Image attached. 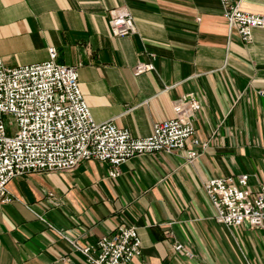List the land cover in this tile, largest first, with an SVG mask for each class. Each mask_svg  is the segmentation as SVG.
Here are the masks:
<instances>
[{"label":"crops","instance_id":"1","mask_svg":"<svg viewBox=\"0 0 264 264\" xmlns=\"http://www.w3.org/2000/svg\"><path fill=\"white\" fill-rule=\"evenodd\" d=\"M230 5L264 14V0H0V58L39 63L54 46L59 62L79 67L96 121L145 137L182 96L202 105L184 148L133 156L118 177L91 159L13 178L11 200L0 197V264H87L76 246L122 225L136 226L142 242L130 264H264V228L218 222L204 189L243 173L251 190L264 182V29L244 42ZM120 6L136 33L112 34L109 10ZM139 62L155 69L136 76Z\"/></svg>","mask_w":264,"mask_h":264},{"label":"built area","instance_id":"2","mask_svg":"<svg viewBox=\"0 0 264 264\" xmlns=\"http://www.w3.org/2000/svg\"><path fill=\"white\" fill-rule=\"evenodd\" d=\"M226 16L244 42L252 40L254 28L264 29V14L238 5H230ZM109 25L114 36L137 32L125 6L109 10ZM153 69V62H139L133 72L138 76ZM201 108L193 93L186 94L175 101L173 118L155 123L149 136H133L112 120L94 119L80 86L79 67L59 62L54 46L49 59L39 63L9 66L0 58V197L10 201L8 183L24 173L70 169L94 159L108 163V174L115 178L133 156L182 149L196 132L194 117ZM198 155L197 150L187 151L189 161ZM248 180L243 173L236 180L214 177L204 182L218 222L264 228V182L251 190ZM141 243L136 226L122 225L95 244L76 247L87 264H130L142 254ZM175 249L182 251V244Z\"/></svg>","mask_w":264,"mask_h":264},{"label":"rangeland","instance_id":"3","mask_svg":"<svg viewBox=\"0 0 264 264\" xmlns=\"http://www.w3.org/2000/svg\"><path fill=\"white\" fill-rule=\"evenodd\" d=\"M8 120L6 119V122H7Z\"/></svg>","mask_w":264,"mask_h":264}]
</instances>
